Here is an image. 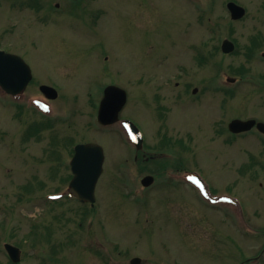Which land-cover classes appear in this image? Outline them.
<instances>
[{"label": "rangeland", "instance_id": "374dc122", "mask_svg": "<svg viewBox=\"0 0 264 264\" xmlns=\"http://www.w3.org/2000/svg\"><path fill=\"white\" fill-rule=\"evenodd\" d=\"M229 1L247 10L242 20L231 19ZM42 3L46 19L7 9L11 0L0 8V25L11 26L2 46L21 41L16 48L27 51L35 87L59 88L55 122L47 124L53 130L25 141L24 122L45 119L22 117L0 102V241L22 248L21 264H130L133 257L142 264H252L259 257L264 264V143L256 134L224 143L228 135L218 131L236 117L264 123V93L249 82L260 79L262 63L247 59L264 25V0ZM56 4L54 20L48 8ZM224 39L235 40L234 53L221 52ZM238 69H249L248 76ZM227 76L239 81L229 86ZM111 84L128 94L120 117L146 134V152L160 153L150 163V154L140 153L137 171L119 169L130 163L121 125L103 129L96 121ZM225 86L233 95L221 91ZM82 141L101 144L106 156L93 210L67 197L49 200L50 193L66 194L67 160ZM176 165L198 171L207 184L191 188L188 179L178 185L158 176L147 193H137L143 175ZM213 197L220 200L212 207ZM82 210L91 217L82 218Z\"/></svg>", "mask_w": 264, "mask_h": 264}, {"label": "flooded vegetation", "instance_id": "af4514ba", "mask_svg": "<svg viewBox=\"0 0 264 264\" xmlns=\"http://www.w3.org/2000/svg\"><path fill=\"white\" fill-rule=\"evenodd\" d=\"M7 1L8 0H0V8H5L4 5L7 4ZM61 1L63 2L62 4H64V5H71V7H74V6H76L75 4H77L80 0H78V1L61 0ZM11 2L13 4L12 7H9L10 6L9 5L7 7V9H12L16 12L21 11V13H24L26 10H29V11L31 10V11H33V13L29 14L27 18H29L31 20H38L36 17V16H38L40 19H46L45 18L46 12L42 8V6H43L42 0H11ZM19 8H23V9L19 10ZM60 8H61L60 4H56L54 6V9L48 8V10H49V12H51L54 20H56L55 15L58 14L57 11H59ZM6 11H8V10H6ZM67 11L69 12L68 6H67ZM67 11H65V12L67 13ZM261 12H264V8ZM63 14H65V13H63ZM24 17L25 16H23V18H21V19H24ZM22 21H24V20H22ZM0 26H2L1 28L4 30V32L2 31V34H0V51H3L5 53V55L0 56V59L2 60V63H3L2 68L5 70V72H7V74H10V72L12 70L19 71V69H20L19 63H18L19 60L17 58H12V57L6 56V55H10V56L14 55V56H17V57L23 59L30 66V68L32 70V76H33L32 81L29 83L26 90L20 96L11 97L9 95L3 94V96L5 97V99L3 100L4 101L3 105L5 107L14 108L15 110H17L19 112L20 116H22V117L25 116V115H23V113H26L27 105L30 107L31 106L33 107L31 109V113L32 112L36 113L35 109H34L35 105L33 103L35 95L39 94V95L43 96L44 99L47 98L46 95L43 94L42 89H41V87L43 85L37 86V88L35 87V82L38 78L34 74L31 63H29V60L26 58V52L27 51L22 52L21 49L16 48V47L20 48L22 46L21 41H16V44L11 42V44L7 43L8 45L2 46L3 42H1V35H6V34L9 35L7 33V30H8V28L10 29L11 26H10V24L5 26V27L3 26V24H1ZM259 35L260 36H259V42H258L257 47H256V53L250 55L249 58H251V60L249 62L251 63L257 57L260 58V61L262 63V71L263 72L261 73L262 80H260L258 82L259 83V85H258L259 89L258 90H260L262 93H264V25L260 26ZM18 42H19V44H18ZM26 47H28L30 49V45L26 46ZM248 70L249 69H245L246 72ZM225 92H227V93L231 92L232 93L231 90H226ZM258 104H260V106H261L262 104H264V102L260 103V101H259ZM36 114L39 115V113H36ZM236 119L242 120L241 117H236V118L230 119L228 122V125H227L228 131H229V123L232 122L233 120H236ZM37 120L38 119H33L31 121L28 120L27 122H24L25 127H26L24 130V134H25V136L28 135L25 139H24L25 136L23 137L24 141L26 139H30V138L32 139L33 137H36L38 134H40L42 128H47L46 123L44 124L43 122H41L39 120L37 121ZM247 120H254L256 123L255 126L247 133L231 134L230 140L231 139H239L240 137H243L242 135H247V134L251 133L250 135L256 134L258 136V138L256 137V135H253V136H255L256 139L263 144L264 143V136L261 135L262 133L258 130V124H264V123L257 120V119H254V118H247V119L243 118V121H247ZM30 126H31V128H29ZM28 128H29V130H27ZM49 130H53V129H49ZM234 135H236V136H234ZM125 143L128 144L129 147L133 146V145H131V143L127 139H126ZM135 147H134V151L136 152V154L134 156V161H137L138 160L137 150H136L137 147L136 148ZM149 150H150V152H148V154H151L150 160H153V161L156 160L159 152H157L156 150H151V149H149ZM72 151L73 150L71 149V152ZM130 152L132 153V151H130ZM152 153H154L155 155ZM146 155H147V153H145V155H143V156H146ZM162 155H164V154H161V156H159V158H163L164 156H162ZM146 160L148 161L149 159L147 158ZM171 168L173 169V171H168L170 169V168H168V169H164L163 172L157 171L156 173H153V171H150L148 174H146L145 176L149 175V176L154 177V182H153V184H151V187H153V185H155L154 183L157 181L158 176H159V178L162 176H165V179L168 180L170 173H176L178 176H180V173L185 170V168H183L179 165H176V166L171 167ZM72 178H73V174L71 173V171H69V174H68V179H70L69 182H71ZM172 180H174V178ZM175 184L182 185V184H180V179ZM83 234L88 235V233H86V232ZM1 235L3 236V234H1ZM97 238H99V237H97ZM1 240L4 241V240H7V238H1ZM88 241H89V239H88ZM6 244L7 243L5 241L4 242L0 241V257H1L0 260L5 261V263H3V264H15V263L11 262V259L8 255L6 249H5ZM12 244L21 250V261H22V256H23L22 248H20V246L18 244H15V243H12ZM98 260L99 261L101 260V255L98 256ZM17 264H21V262L17 263Z\"/></svg>", "mask_w": 264, "mask_h": 264}, {"label": "water", "instance_id": "95a60500", "mask_svg": "<svg viewBox=\"0 0 264 264\" xmlns=\"http://www.w3.org/2000/svg\"><path fill=\"white\" fill-rule=\"evenodd\" d=\"M231 6V5H230ZM233 18H240L244 11L232 4L231 7ZM233 49L232 44L225 43V52H230ZM19 71L12 70L10 74H7L2 68L0 63V85L6 86L5 82L11 87L24 88L31 79L30 70L23 61H19ZM11 89V88H10ZM11 92H15L11 90ZM56 97L54 94L53 98ZM127 101L126 92L116 86H109L105 90V97L101 103L99 110V121L102 124H111L118 119V115ZM254 124L251 122L234 121L231 124V128L235 131L245 130ZM133 135H137V130L133 125L129 127ZM139 136V133L137 137ZM136 137V136H135ZM104 154L103 149L96 144L79 145L76 148V154L74 156L72 167L75 173V178L71 183L72 191L78 199L85 202H95V188L97 181L103 171ZM147 180V179H146ZM144 181L145 185L148 182ZM14 249V260L19 261V250ZM137 262V261H134Z\"/></svg>", "mask_w": 264, "mask_h": 264}]
</instances>
